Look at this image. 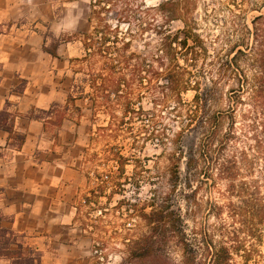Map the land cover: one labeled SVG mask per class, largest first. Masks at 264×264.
Returning a JSON list of instances; mask_svg holds the SVG:
<instances>
[{"label":"rangeland","instance_id":"rangeland-1","mask_svg":"<svg viewBox=\"0 0 264 264\" xmlns=\"http://www.w3.org/2000/svg\"><path fill=\"white\" fill-rule=\"evenodd\" d=\"M162 2L0 0L3 88L17 95L27 90L42 98V103L52 100L45 109L33 107L38 110H48L54 103L64 105L71 94L82 109L79 119L66 120L61 127L48 125L39 139L41 148L35 159L42 156L43 161L57 162L60 168H47L42 179L41 172L39 176L33 173L30 190L34 193L29 197L0 192V228L12 229L20 241L37 249L43 264H125L134 242L149 232L146 215L159 209L183 215L189 241L200 257L208 250L213 253L222 246H235L241 251L234 255V264H244L242 257L247 253L251 255L248 264H264V237L259 242L246 234L247 229L264 233V226L258 228L253 221L243 225L228 214L230 202L244 207L246 197L256 202L259 194L264 196V173L249 127L253 121L245 118L251 111L247 95L238 104L233 92L237 84L220 69L236 41V30L243 23L252 27L251 21L264 14V0H190L189 19L207 52L200 54L196 66L183 60L184 51L179 54V65L191 72L185 73V80L192 83L181 100L167 97L157 87L165 84L163 78L159 81L147 74L133 78L127 73L128 82H122L120 92L111 91L108 99L100 98L94 106L88 74L93 68L99 71L102 63L96 61L92 67L71 62L86 56L82 41L87 35L99 39L95 29L105 31L110 25L118 27L121 39L131 42L129 53L145 57L157 67L163 42L155 32H180L182 39L186 28L182 21H169L160 13ZM56 41L61 44L53 57L44 49ZM80 68L85 69L76 73ZM196 83L203 95L210 93V114L227 118L234 109L236 139L228 143L224 156L237 163L234 190L216 167L204 175L192 172L190 181L186 173V157L201 138L199 130L190 128L187 114ZM129 98L134 109L143 111L134 120L124 114ZM12 105L11 112L20 115L16 131L23 133L29 113L20 114ZM231 122L225 119L223 133ZM10 151L5 155L10 157ZM177 166L180 173L175 182ZM64 168L74 169L79 177L65 173ZM58 175L66 178L53 185L51 178ZM9 197L19 206L6 209ZM161 245L155 250H165L181 263L182 250L175 240Z\"/></svg>","mask_w":264,"mask_h":264},{"label":"trees","instance_id":"trees-1","mask_svg":"<svg viewBox=\"0 0 264 264\" xmlns=\"http://www.w3.org/2000/svg\"><path fill=\"white\" fill-rule=\"evenodd\" d=\"M118 1V0H111ZM190 0H163L159 6L160 13L169 21H182L186 28L184 37L180 39L179 34H173L171 31L163 29L156 31L155 34L162 39V53L157 59L155 65L150 64L148 59L135 53H129L130 41H124L117 34L118 27L113 29L106 25L105 31L96 28L95 31L100 35L99 39L87 35L82 44L87 52L81 59H75L73 63H89V66H95L96 61L101 62L99 71L91 69L88 76L91 78L90 88L93 90V105H99L100 98H109V93L115 91L119 93L123 81H126L127 73L133 78H142L143 74L156 77L157 80H165L164 85H158L167 97L179 98L182 94L192 88L190 80H185V73L191 75L187 69L181 68L178 63V56L185 52L183 60L191 62L193 66L197 65L198 57L202 52H207L203 39L196 32V25H191L190 14L188 12ZM128 6V4H126ZM105 10V9H104ZM99 20H103L101 14ZM252 27L243 23L239 30H236V41L227 54V60L222 62L221 73L237 84V89L233 91L236 94L238 104H242L244 95H247L248 104L251 111L245 114V118L253 121L249 125L253 131V140L255 141L256 152L262 161L264 173V14L255 17L252 21ZM4 34L0 26V36ZM231 42V40L229 39ZM60 42L52 45L51 48L45 47L44 51L53 57H57V49ZM121 45V46H119ZM191 57V60H190ZM85 69V68H84ZM80 68L76 73H82ZM101 82V83H99ZM128 82V81H126ZM163 86V87H162ZM128 87L131 88L128 84ZM195 95L193 101L187 105V114L190 117V128L201 132L200 142L197 147L192 148L190 155L186 157V173L189 175L195 172L196 175H204L212 172L215 167L221 173V177L227 180L230 188L234 185V178L237 169V163L232 157H224L228 143L236 139L234 135V109L231 117H221L217 113H209L207 103L210 93L203 95L199 83L193 87ZM83 94V93H81ZM243 95V96H242ZM101 96V97H100ZM77 99L72 94L64 105L54 103L48 110H38L32 108L26 116L30 121L43 122L45 130L48 125L61 127L64 121L79 119L82 115V109L76 104ZM131 98L128 99L125 107V117L133 119L138 113H143L142 109L137 111ZM232 106V105H231ZM110 107V106H109ZM11 104L7 102L5 108L0 111V130L8 134L7 147L14 151H21L27 136L19 133L15 129V124L20 116L17 112H11ZM111 108V107H110ZM47 116L45 118L44 116ZM228 119L231 122L229 130L222 132V126ZM119 163L122 161L121 155L117 157ZM122 165V164H121ZM123 167V165L121 166ZM177 175L175 182L179 179L180 167L177 166ZM231 190V193L234 191ZM243 192V190H242ZM246 193V191H244ZM243 195V194H241ZM256 202L245 198L244 207H238L229 203V216L234 220L246 225L254 222L256 226H264V196ZM149 226L147 235L134 242L125 264H234V255H239L240 247L222 246L200 257L199 252L195 251L189 241L185 227L186 223L181 213L170 209H159L153 211L145 217ZM248 236H256L261 242L264 237L263 231L246 230ZM255 232V233H253ZM258 232V234H257ZM170 239L175 240L182 250V261L176 263L164 250H155L162 247V241L167 244ZM234 249V251H232ZM247 252H245L246 254ZM242 257V255H241ZM244 264H248L251 255L248 253L243 256ZM0 264H43L42 255L33 247L19 240L18 234L12 229L0 228Z\"/></svg>","mask_w":264,"mask_h":264},{"label":"crops","instance_id":"crops-1","mask_svg":"<svg viewBox=\"0 0 264 264\" xmlns=\"http://www.w3.org/2000/svg\"><path fill=\"white\" fill-rule=\"evenodd\" d=\"M2 61H0L1 63ZM2 64V63H1ZM1 72V71H0ZM5 88V86H4ZM3 88V83L0 82V111H2L7 102L13 104L12 107L15 108L20 114L26 115L30 112L33 107L45 109L52 100L47 103H42L43 99L35 97L28 93L26 90L23 94H15L7 91ZM61 101V100H59ZM15 129L18 130V120L15 124ZM23 133L27 136L26 142L21 149V151H13L10 148L6 149L8 142V134L0 130V192L6 191L10 195H24L29 197L31 184L33 183L32 174L37 172L38 176L41 172V179L44 176V171L51 167V169L56 170L60 168L57 162L43 161L41 156L35 159V154L40 150L39 139H43L44 136V126L39 121H27L23 127ZM11 150V151H10ZM5 151H10L12 154L10 157L5 155ZM64 172L68 174H73L74 177H79L78 172L71 168H64ZM65 175H58L57 177L51 178V183L53 185H59L65 179ZM38 190V189H35ZM39 191V190H38ZM2 200H0L1 202ZM8 203L4 205L6 209H11L19 206L16 201H11L5 199ZM21 206H28L27 203L20 204Z\"/></svg>","mask_w":264,"mask_h":264}]
</instances>
